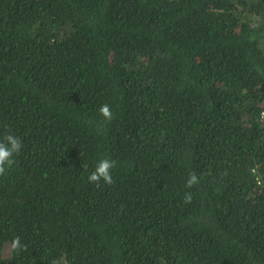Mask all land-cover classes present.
<instances>
[{
	"label": "trees",
	"instance_id": "obj_1",
	"mask_svg": "<svg viewBox=\"0 0 264 264\" xmlns=\"http://www.w3.org/2000/svg\"><path fill=\"white\" fill-rule=\"evenodd\" d=\"M5 133L0 264H264V0H0Z\"/></svg>",
	"mask_w": 264,
	"mask_h": 264
},
{
	"label": "clouds",
	"instance_id": "obj_2",
	"mask_svg": "<svg viewBox=\"0 0 264 264\" xmlns=\"http://www.w3.org/2000/svg\"><path fill=\"white\" fill-rule=\"evenodd\" d=\"M98 111L106 120L110 121L113 119V112L108 104L105 103L101 105ZM21 147L22 141L20 138L11 133H5L0 137V175L5 174L6 167H10L14 163V157L20 152ZM114 166L115 161L109 158L100 159L96 163L94 170L88 175V182L97 187L100 186L101 182L111 185L113 183L111 170ZM198 182V177L195 174L190 173L189 178L186 181V187L191 188ZM184 199L185 202H191V193H186ZM18 239L19 238H17V243Z\"/></svg>",
	"mask_w": 264,
	"mask_h": 264
}]
</instances>
